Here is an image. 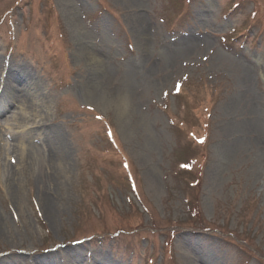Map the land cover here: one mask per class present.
<instances>
[{
  "label": "rangeland",
  "instance_id": "374dc122",
  "mask_svg": "<svg viewBox=\"0 0 264 264\" xmlns=\"http://www.w3.org/2000/svg\"><path fill=\"white\" fill-rule=\"evenodd\" d=\"M0 60V263L264 264V0H0Z\"/></svg>",
  "mask_w": 264,
  "mask_h": 264
},
{
  "label": "bare ground",
  "instance_id": "6f19581e",
  "mask_svg": "<svg viewBox=\"0 0 264 264\" xmlns=\"http://www.w3.org/2000/svg\"><path fill=\"white\" fill-rule=\"evenodd\" d=\"M196 43H197L196 41H192V40L189 42L183 43L182 45H179V48H177V51L179 53L185 55L186 53H189L191 50H193L194 47L196 48ZM173 54L174 53H172L170 51L164 53L165 57L169 58V59H170V57L172 58ZM90 55L103 68L102 76L100 78L101 79L100 84H102V85L107 84V82L109 81V79L112 75V68L109 67L106 64V62L103 61L102 59H100L101 57L96 55L94 52L90 51ZM2 70H3V64L0 60V73L2 72ZM21 70L22 69H20V67H18V66L8 69L7 76L4 79V87H5L4 93L7 91V89L9 87H11L12 82H22V83L26 84L27 87H29L30 77L28 75L23 74L21 72ZM126 76H127V79L122 84L123 86L121 88V93L125 94L127 97L131 98L134 94L133 88L135 85H134V82L131 80L130 74H127ZM13 93L10 94L11 97H9L11 104L13 102H18V100H20V99H21V101L27 102L26 98L29 94V92L27 90L24 91V94H19V92L18 93L13 92ZM254 130H257L258 132H260V135L263 137L262 139L264 142V126L260 121H258V120L256 121V123L254 124ZM64 148L65 147L62 145V137L58 133V131L54 128V129H51L49 132H47L46 137L44 138V142L41 146L32 145V146H29L25 149V153L23 154L24 159H22V162L25 164V168H30L31 165H33L35 163H37V164L43 163L47 166L48 169L51 170V175L54 176V169L60 163L64 164V163H67V161H68L66 149H64ZM20 162H21V159L18 162V164H20ZM4 170L7 173L6 174L7 185L11 189H16L17 186H19L20 179H18V175L15 173L13 166L12 165L6 166V164L0 163V172H2ZM44 184L45 183L43 182V180H41L40 185L43 186ZM40 193H42V191H40ZM41 200H42V203L44 204V207L46 208L47 205L45 204L44 199H41ZM62 253H59V255H54V254L50 255L49 257L45 258V260H47V261L43 260V258L42 259L38 258L35 261L38 264H57L55 259L57 258V256L58 257L63 256ZM79 255H81V254L78 252V250H72V251L70 250L68 252L67 256H68V258H70V260L73 261V259L75 260L76 257H79ZM95 261L98 264H106L108 259L106 256H100ZM0 264H2V263H0Z\"/></svg>",
  "mask_w": 264,
  "mask_h": 264
}]
</instances>
